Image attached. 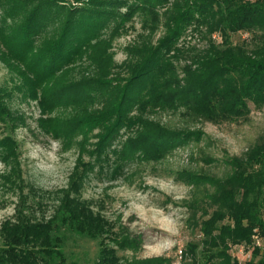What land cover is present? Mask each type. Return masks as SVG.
Masks as SVG:
<instances>
[{
    "label": "trees",
    "instance_id": "trees-1",
    "mask_svg": "<svg viewBox=\"0 0 264 264\" xmlns=\"http://www.w3.org/2000/svg\"><path fill=\"white\" fill-rule=\"evenodd\" d=\"M0 55L15 63L27 96L39 101L43 126L64 145L76 143L82 157L71 174L79 192L89 172L108 166L112 176L136 161H160L205 132L192 125L246 119L251 104L264 108V0H1ZM141 31L114 59L113 41ZM11 21V22H10ZM162 33L156 38L158 32ZM247 35L241 40L235 36ZM198 40L193 42V40ZM0 88V121L18 117ZM56 109L65 111L51 116ZM179 114L186 127L153 118ZM45 118V119H44ZM98 132L95 133V131ZM81 136L82 139H78ZM97 140L90 147L91 137ZM12 135L0 137V160L15 169L20 149ZM90 155V161L84 156ZM205 164L215 158L204 155ZM224 175L185 169L192 186L185 205L200 239L184 257L193 264H264V135L242 155H227ZM113 224L66 192L48 219L33 221L17 210L0 226V264L68 262L65 229L101 238L95 264H119V247L138 239L115 235ZM249 249L242 261L233 249ZM152 257L141 264H165Z\"/></svg>",
    "mask_w": 264,
    "mask_h": 264
},
{
    "label": "rangeland",
    "instance_id": "rangeland-1",
    "mask_svg": "<svg viewBox=\"0 0 264 264\" xmlns=\"http://www.w3.org/2000/svg\"><path fill=\"white\" fill-rule=\"evenodd\" d=\"M3 10L0 0V15ZM133 21L136 28L113 41L112 52L118 64L127 58V46L141 31L139 17ZM161 33L158 32L156 38ZM242 37L247 35L235 36L234 40ZM0 88L9 92L6 100L18 117L13 127L0 121V137L10 134L20 147L15 169L12 162L0 160V226L5 220L16 219L18 209L33 221L48 219L55 213L61 197L70 192L95 213L105 216L115 227V235L138 239L135 248H121L108 240L109 245L117 249L119 264H141L144 259L158 256L170 259L165 264H193L191 257H184L181 250H185L190 241L200 239V235L190 225V212L185 205L192 186L179 178V172L205 167L210 174L224 175L227 169L224 157L242 155L264 135V108L251 104V113L246 119L192 125V129L200 128L205 132L203 140L180 146L160 161L133 162L116 176L111 175L107 165L104 170L96 166L79 192H75L70 176L82 157L79 146L76 143L64 145L47 132L41 118L46 115L39 101L27 96L28 86L17 65L1 55ZM63 113L65 111L56 109L51 116ZM153 118L172 127L188 125L182 116L168 111L156 113ZM96 140L92 136L87 144L91 147ZM204 155L214 157L215 162L205 164ZM84 160L90 161V155L86 154ZM65 232L68 262L95 264L101 238L92 239L68 229ZM232 252L242 261L250 258L249 249L237 248Z\"/></svg>",
    "mask_w": 264,
    "mask_h": 264
}]
</instances>
